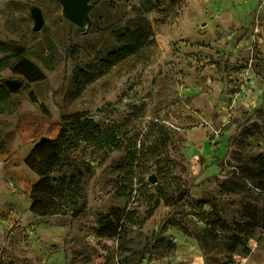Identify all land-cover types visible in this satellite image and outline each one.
Masks as SVG:
<instances>
[{
  "label": "rangeland",
  "instance_id": "obj_1",
  "mask_svg": "<svg viewBox=\"0 0 264 264\" xmlns=\"http://www.w3.org/2000/svg\"><path fill=\"white\" fill-rule=\"evenodd\" d=\"M90 2L79 28L56 0H0V42L13 50L0 53V84L23 81L0 102V264H264V223L248 254L232 246L246 212L264 216V191L241 174L264 152V0ZM128 29L141 44L119 41ZM22 49L45 73L29 88L12 72ZM73 113L115 127L122 143L106 153L78 143L84 211L38 215L40 176L25 159ZM208 213L227 231L209 229Z\"/></svg>",
  "mask_w": 264,
  "mask_h": 264
},
{
  "label": "trees",
  "instance_id": "obj_2",
  "mask_svg": "<svg viewBox=\"0 0 264 264\" xmlns=\"http://www.w3.org/2000/svg\"><path fill=\"white\" fill-rule=\"evenodd\" d=\"M144 1L150 2V0ZM119 41L127 44H141L140 31L128 29L119 37ZM9 52L13 54L10 46L0 42V53ZM15 56L17 59L12 66V72L24 77L27 81L26 88H29L30 83L45 78V73L28 58V52L25 49L16 53ZM11 94L4 83L0 84V102H7ZM80 142L102 153L117 149L122 143L115 127L103 128L93 118L79 113L62 115L60 130L56 137L47 138L43 142L38 140L33 151L25 159L28 167L40 176L30 196L31 209L34 213L55 215L61 212L63 207H68L72 219H77L84 211L86 202L84 185L90 174L89 164L83 160L78 161L74 155ZM127 153L128 157L133 159L134 155ZM64 168L67 170H63ZM241 174L256 188L264 191V152L254 156L242 166ZM66 213L67 210L62 212V214ZM244 215L246 218L240 228L243 237L238 236L237 233L232 236V246L234 252L238 254L249 253V250H245L246 243L260 223H264L263 214L254 207ZM205 222L211 230L227 231L226 223L214 213L206 214ZM180 230L186 232L183 227ZM200 237L202 240L206 238L205 235ZM165 245H170V242H165ZM165 245L162 244V246Z\"/></svg>",
  "mask_w": 264,
  "mask_h": 264
},
{
  "label": "water",
  "instance_id": "obj_3",
  "mask_svg": "<svg viewBox=\"0 0 264 264\" xmlns=\"http://www.w3.org/2000/svg\"><path fill=\"white\" fill-rule=\"evenodd\" d=\"M61 5L62 16L76 25L79 28H86L91 22L90 12L93 4L90 0H56ZM30 17L33 19L34 31H40L44 25V15L42 9L39 6H30ZM23 50V49H22ZM22 50L18 51L20 53ZM3 83L7 86L11 93L17 92L23 86V81L21 79H6ZM47 137L43 136L39 139V142H43ZM151 182H155L154 177L149 178Z\"/></svg>",
  "mask_w": 264,
  "mask_h": 264
},
{
  "label": "crops",
  "instance_id": "obj_4",
  "mask_svg": "<svg viewBox=\"0 0 264 264\" xmlns=\"http://www.w3.org/2000/svg\"><path fill=\"white\" fill-rule=\"evenodd\" d=\"M24 155H26V153H24Z\"/></svg>",
  "mask_w": 264,
  "mask_h": 264
}]
</instances>
